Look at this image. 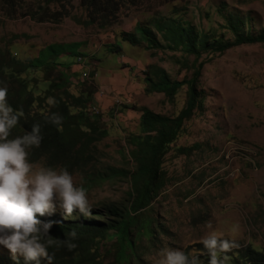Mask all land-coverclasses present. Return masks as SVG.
Segmentation results:
<instances>
[{
  "label": "rangeland",
  "instance_id": "374dc122",
  "mask_svg": "<svg viewBox=\"0 0 264 264\" xmlns=\"http://www.w3.org/2000/svg\"><path fill=\"white\" fill-rule=\"evenodd\" d=\"M26 2L28 8L34 1ZM70 2H66L70 17L55 23L22 15L11 19L0 0V58L25 65L36 60L39 67L19 75L37 100L34 112L44 113L46 105H52L45 99L50 83L44 66L50 61L70 76L72 96L88 98V104L71 107V112L83 110L98 121L99 134H106L95 143L94 162L87 170L94 174L93 181L79 171L71 174L75 183L86 188L92 214L84 217L74 211L65 218L57 208L47 216L106 221L111 207L125 212L133 200L132 174L137 167L133 152L137 139L145 138L140 128L142 111L175 118L187 102V86L172 102L164 94L147 93L148 71L157 66L173 80H190L196 71L195 58L182 51L149 49L146 43L123 42L124 33L134 32L138 25L146 27L153 17L143 5L123 9L116 24L101 29L85 25L81 0ZM156 10L226 39H233L225 29L231 15L243 20L244 33H264V0H176L156 5ZM200 62L204 65L196 85L199 106L167 149L162 165L164 188L137 215L141 221H151L154 237L141 238V261L134 264H157L163 248L182 249L206 264L210 257L200 251L199 244L210 230L236 240L238 247L227 253V262L241 247L264 253V43L204 54ZM33 164L46 166L44 159ZM115 249L114 241L102 245V264H115ZM6 257L13 255L0 246V264Z\"/></svg>",
  "mask_w": 264,
  "mask_h": 264
},
{
  "label": "trees",
  "instance_id": "16d2710c",
  "mask_svg": "<svg viewBox=\"0 0 264 264\" xmlns=\"http://www.w3.org/2000/svg\"><path fill=\"white\" fill-rule=\"evenodd\" d=\"M1 0L3 12L11 19L30 16L37 22L60 23L70 17L71 11L66 0ZM176 0H81L87 26H97L106 29L118 21L120 12L127 7L143 5L153 12V17L146 27L138 25L134 32L124 33L123 42L132 46L146 43L149 49L182 51L195 58L196 71L190 80L177 81L171 79L168 73L157 66H152L146 76V92L164 94L169 101H174L183 87L189 88L185 107L175 118L162 117L149 109H144L140 118L143 141L137 139V149L133 157L137 167L132 174V203L125 212L111 207L105 214L108 220H75L69 221L59 215L39 217L43 221H54L49 234L56 239V245L48 249L54 254L52 264H102L99 251L108 241H114L115 264H134L141 261L138 252L141 238L147 234L153 239L151 221H141L137 215L151 206L164 188L165 173L162 170L164 157L168 147L174 143L187 121H189L199 106L197 82L201 75L204 54L224 53L232 48L264 43V33L257 36L242 31L243 20L231 15L225 29L233 35V39L216 36L212 32H200L195 26L176 17H166L157 13L156 5L164 6ZM155 3V4H154ZM57 6V10L52 7ZM176 13V11H174ZM78 46L79 44H71ZM122 49L121 44H116ZM56 62L50 61L45 67L46 81L50 83L45 99H52V105L47 104L44 113L34 112L37 102L29 91L26 82L19 75L29 68L38 66L36 60L24 64L15 59L0 58V82L8 88V103L14 110L22 112L18 124L11 130L10 138L21 136L31 131L33 124H39L42 141L38 148L33 147L29 153L31 162L45 160L46 166L67 168L70 173H85L87 180L93 181L94 174L87 172L94 162L95 143L100 140L98 121L90 118L83 110L78 114L71 112V107L81 108L88 104V98H76L68 91L71 83L70 76L56 69ZM58 65V64H57ZM58 113L63 117L62 125L58 128L48 117ZM93 161V162H92ZM117 174L118 171L114 170ZM99 215V214H95ZM75 231L76 236L71 237ZM69 240L75 248L68 250L64 241ZM200 251H206L199 244ZM240 249V248H239ZM1 264H25L24 258H2ZM35 264V262H31ZM41 264H47L45 260ZM207 264V263H206ZM226 264H264V253L252 247H241L234 257Z\"/></svg>",
  "mask_w": 264,
  "mask_h": 264
},
{
  "label": "clouds",
  "instance_id": "9594fccd",
  "mask_svg": "<svg viewBox=\"0 0 264 264\" xmlns=\"http://www.w3.org/2000/svg\"><path fill=\"white\" fill-rule=\"evenodd\" d=\"M8 88L0 82V246L6 247L16 259L24 258L25 264H52L54 254L48 249L56 245L50 234L54 221L38 218L52 215L57 208L65 218L78 211L84 217L92 214L88 192L82 184L74 182L67 168L36 166L29 159L30 150L38 148L43 139L39 124L31 131L10 138L11 130L18 124L22 112L8 103ZM52 103V100H49ZM48 119L58 128L63 117L52 113ZM232 233L237 231L232 228ZM71 237L76 232H71ZM69 251L75 244L64 241ZM200 243L206 249L207 264H226L229 253L238 247L235 239L224 238L222 233L210 230ZM157 264H201L197 255L179 248H163L158 252Z\"/></svg>",
  "mask_w": 264,
  "mask_h": 264
},
{
  "label": "crops",
  "instance_id": "0c3cea01",
  "mask_svg": "<svg viewBox=\"0 0 264 264\" xmlns=\"http://www.w3.org/2000/svg\"><path fill=\"white\" fill-rule=\"evenodd\" d=\"M74 79V78H73ZM75 79H77V78H75Z\"/></svg>",
  "mask_w": 264,
  "mask_h": 264
}]
</instances>
